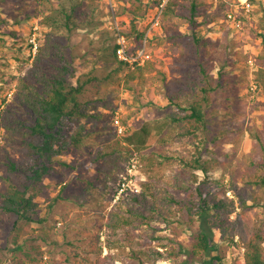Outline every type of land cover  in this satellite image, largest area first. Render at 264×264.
<instances>
[{"label":"trees","instance_id":"trees-1","mask_svg":"<svg viewBox=\"0 0 264 264\" xmlns=\"http://www.w3.org/2000/svg\"><path fill=\"white\" fill-rule=\"evenodd\" d=\"M120 1L131 6L127 11L142 12L135 0ZM254 1L250 0L251 3ZM110 2L109 21L113 22L120 11ZM203 2L168 0L163 7L162 0L157 2V10L161 9V25L165 18L180 16L186 17L191 27L190 32L167 30L168 40L178 50L172 68L181 76L175 78L171 87L160 84L167 101L160 118L143 121L131 133L123 121L125 127L121 134L124 137L114 129L111 134L114 141L94 151L95 155L87 166L95 164L103 178H86V184L73 198L82 205L90 204L98 212L102 218L98 224L101 232L80 239L79 244L67 243L68 251L61 250L64 259H54L53 264H115L117 260L124 264H158L163 259L177 258L181 254L197 258V264H225L226 257L213 240L216 231L220 240L234 242L237 238L243 247L242 257H236L234 264H264V214L257 211L259 207L264 209V129L256 134L260 147L254 156L247 157L243 183L240 184L235 179L234 154L220 150L228 130L215 132L211 118L215 115V96L235 91L241 81H247V71L242 69L239 75L231 73L238 60L235 40L228 39L221 45L220 37L212 39L197 35L200 26L197 16ZM120 8L124 11L125 5ZM180 8H185L187 14L179 13ZM228 13L227 10L226 20ZM233 13L242 24L244 19L250 21L246 17L250 11L238 9ZM103 15L106 13L95 0H61L48 9L40 21L47 31L35 55L32 56L31 43L26 47L32 57L31 66L18 80L11 102L0 110V139L5 143L0 152V168L4 169L0 179L5 184L0 210L15 217L16 229L20 221L40 223V238L48 242V252L52 256L62 244L55 239L49 240L51 226L45 225L48 216H40L37 209L36 198L43 191L44 178L60 174L54 167L57 158L85 146L90 148L87 140L92 136L93 128L105 117L101 108L114 114L116 88L122 82L131 88L130 83L137 78L143 79L144 70L151 63L149 60L143 65L136 63L141 70L139 74L134 70L121 77L120 72L129 63L119 59L117 50L120 45L114 41L116 37L111 30L103 28L95 46L102 66L73 82L69 53L72 35L78 29H87L90 33L97 31L105 24L101 19ZM209 20L213 21L214 17ZM6 22L0 15V26ZM14 22L21 23V19L15 16ZM230 26L237 29L232 24ZM262 28L264 30V26ZM132 30L137 31L134 37L137 46L128 51L130 54L142 47L146 33V29L138 31L135 24ZM12 34L16 41L24 42L21 33ZM258 36L264 44V32L258 31ZM209 47H215L217 52L224 50V57L221 53L218 57ZM250 59L252 57L246 56L247 62ZM215 61H219L216 73L213 71L217 67ZM263 63L264 55L261 54L253 61L258 66L253 72L254 84L264 91ZM238 140L239 137H235L234 142ZM10 144H17L16 151L22 156L20 160L11 157L7 148ZM154 145L160 147L153 149ZM134 150L140 160L145 161L142 171L147 179L138 183L139 189H127L115 207L105 213L106 195L111 193L107 189L108 183L120 180ZM127 161L125 167L123 163ZM218 170L222 176L229 175L227 182L222 181L223 177H211L210 174ZM55 201L53 198L49 208ZM158 223L175 234L190 231L189 246L168 249L162 239H169V235H162ZM138 228L140 232L130 235V231ZM124 239L128 243H121ZM80 248L85 255H95L96 260L81 258ZM104 248L108 249L105 255ZM36 252L37 260L47 259L43 250ZM26 255L36 261L30 251ZM196 262L183 261L185 264Z\"/></svg>","mask_w":264,"mask_h":264},{"label":"rangeland","instance_id":"rangeland-1","mask_svg":"<svg viewBox=\"0 0 264 264\" xmlns=\"http://www.w3.org/2000/svg\"><path fill=\"white\" fill-rule=\"evenodd\" d=\"M95 1L103 13H106V15L101 16L105 24L100 26L95 32L90 33L87 29H78L72 35L69 51L74 72L72 81L75 82L78 77L89 71L94 73L92 69L102 66L103 62L98 59V52L95 46H97L96 42L103 28H108L112 31L116 37L114 41L120 45L119 48H122L129 57L128 60H124L119 56V51L117 50L119 59L129 63L120 72L119 75L121 77H125L126 74L134 70L139 74L141 70L137 68L136 63L143 65L149 60L151 62L150 66L147 70H144L143 79L137 78L130 83L133 85L131 88L126 87L124 82H122L120 87L116 88V111L114 114L110 110L101 108L105 113V117L93 128L92 136L87 140L90 143V148L85 146L83 149L73 150L57 158L54 167L60 174L44 178L43 191L36 198L38 201L37 209L40 216H48L45 225L51 226L48 231L49 240L55 239L62 246H58L55 249L53 256L50 255L47 246L48 242L41 239L39 235L42 233L40 223L31 222L30 224H25L20 221L16 229L14 226L15 217L0 210V264H53L52 261L54 259H64V254L61 250L65 249L68 251L67 243L73 241L79 244L80 239L101 232L98 224L102 221L99 219L102 218L98 212L90 204L85 203L82 205L73 198L76 193H79L80 188L86 184V178H103V173L97 171L95 164H92L91 167H88L87 164L95 155L94 151L98 147L114 141L111 135L112 130L122 127V132L119 130L117 132L121 137H124L121 134L123 133V121H125L128 133H131L143 121L160 118L166 109L165 104L167 101L163 96L164 92L160 90L159 86L160 84H165L171 87L175 78L181 76L178 70L172 68L176 62L178 50H176L177 46L168 40L167 30L172 29L176 33L190 32L191 27L186 17L174 16L173 18H165L162 25L161 23L154 24L160 13V8L157 10L159 5L157 2L159 0H135V5H139L142 9L141 13H135L132 10L130 12L127 11V7L130 9L131 6L123 4L120 0H111V2L109 0ZM202 1H204V4L200 6L197 16L200 22V26L196 30L197 35L212 39L220 37L221 45L228 39L235 40V51H237L238 60L231 73L239 75L242 69L247 71V81H241L235 91L222 92L215 96L213 105L215 115L211 118L212 129L215 132H219L220 129L228 130L226 132L227 137L220 150L234 154L235 179L242 184L243 173L248 163L247 157L249 155L254 156V153L260 147L256 134L264 129V91L261 86L258 87L254 84L255 74L253 72L258 69V66L253 64V61L259 55H264V44L258 36V31L259 33L264 32L262 28L264 26V0L252 2L250 13L246 15L250 21L244 19L241 29L232 28L230 26L231 22L226 20L227 10L237 11V7L232 5L236 0ZM60 2L61 0H0V15L7 20L5 24L0 26V110L11 102L10 99L18 80L27 73L31 66L32 57L29 56V49L26 48L27 44L30 43V36L35 31V27H37L38 39H41L39 43L43 40L42 38L47 28L40 21L43 15L48 12V9ZM108 2L116 9L119 7L120 15H117L113 22L109 21ZM120 5H125L124 11H122ZM177 11L187 14L185 8H180ZM28 14L31 16L26 17ZM15 16L21 19V23L14 22ZM153 16H155V20L152 22ZM211 16L214 17L213 21L209 20ZM161 19L162 16L159 15V21ZM134 24L138 31L146 29V33L142 47L130 54L128 51L137 46L134 40L137 31L132 30ZM13 32L21 33L24 42L16 41L13 37ZM209 49H212L218 57L219 53L224 57V50L221 51L220 49V52H217L215 47H209ZM232 51L234 52V49ZM246 56L252 57L251 63L246 61ZM214 63L215 67H217L213 71L216 73L219 61ZM152 64L154 68H152ZM115 66H118V63H115ZM5 77L7 78L4 79ZM234 114L235 116H233ZM23 117L30 122L28 117ZM115 119L119 120V124H116ZM235 137H239L238 142H234ZM4 144L1 138L0 152ZM16 145L10 144L7 145V148L13 159L20 160L22 156L16 151ZM152 147L153 149H158L160 146L154 145ZM172 147L167 146V148ZM140 159L137 150H134L130 160H128L130 163L126 171L122 174L120 173V180L109 181L108 185H110L107 189L111 193L106 195L108 205L105 206V213L115 207L119 197L127 189H139L138 183L147 179V176L142 171L145 167V161ZM128 161L123 163L125 167ZM0 169V173H3L4 169ZM131 169L132 171H130ZM210 175L215 179L223 177V182H227L229 179V175L225 174L222 176L220 170ZM124 177L130 180L129 187L124 192L119 193L120 184ZM200 177H204L202 172H200ZM4 187L5 184L0 179V199L2 198ZM228 194L231 195L232 193L228 192ZM53 198H56L55 204L49 208ZM257 211L259 214H264L262 207L257 208ZM158 226L162 227V235H169V239H162V243L168 249L175 248L178 250L181 245H184V247L189 246L190 231L182 230L175 234L170 229L165 228L162 223H158ZM84 230H87V232H82ZM140 230L138 228L130 231V235L134 232H140ZM147 233H150V230ZM213 240L220 247V253L226 257L225 264H234L233 261L236 257H242L244 249L237 242V238L234 242H225L220 240L219 233L216 231ZM86 242H89V239ZM121 243H128V240L124 239ZM157 247L160 250H164V247L159 245ZM36 250H43L44 255H47V259L44 261L41 259L37 260ZM28 251L36 257L37 262L30 260L26 255ZM79 251L81 258L88 257L90 261L96 260L95 255H85L81 248ZM107 253L108 249L104 248L103 255ZM184 260H190L195 263L198 259H194L190 254H181L177 258L163 259L158 264H185L183 263ZM115 264L124 263L117 260Z\"/></svg>","mask_w":264,"mask_h":264},{"label":"built area","instance_id":"built-area-1","mask_svg":"<svg viewBox=\"0 0 264 264\" xmlns=\"http://www.w3.org/2000/svg\"><path fill=\"white\" fill-rule=\"evenodd\" d=\"M167 1L168 0H163V2L161 4V7H163L167 3ZM232 5L237 7L236 10L242 9L245 12H249L250 9H251L252 3L250 2V0H236V2L233 3ZM160 13H161V9H160ZM160 13H159V15H160ZM159 15L156 18V21H155L154 24H158L159 23ZM227 16H228L227 20L229 22H231L233 27H235L237 29H241L242 28L241 21L236 17V15L232 11H229ZM36 29H37V27H35V31L32 33V35L29 38V42L32 44V54L33 55H35V53L37 52L38 47L40 46L39 39H38V34H37ZM118 51H119V56L121 58H123L124 60H128L129 59V57L127 56L126 52L122 48H119ZM249 62L251 63L252 60L250 59ZM115 122H116V124H119V120L118 119H115ZM118 130L120 132H122V127H118ZM133 167H135V165H133ZM130 171H132V169ZM129 182H130V180L127 177L123 178V181L120 184L119 193L124 192L126 190V188L129 187Z\"/></svg>","mask_w":264,"mask_h":264}]
</instances>
